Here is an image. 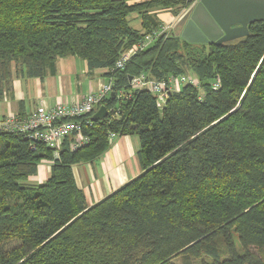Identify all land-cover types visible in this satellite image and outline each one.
Masks as SVG:
<instances>
[{"label":"trees","instance_id":"1","mask_svg":"<svg viewBox=\"0 0 264 264\" xmlns=\"http://www.w3.org/2000/svg\"><path fill=\"white\" fill-rule=\"evenodd\" d=\"M196 3L0 0V101L15 78H44L70 55L114 82L75 118L89 138L76 150L68 138L56 156L28 132L0 128V264H264V21L232 41L197 43L157 15ZM192 72L200 86L183 84L162 106L129 79ZM102 105L108 115L92 119ZM113 133L139 137L142 172L89 204L73 166L102 155ZM44 161L49 177L31 182Z\"/></svg>","mask_w":264,"mask_h":264},{"label":"crops","instance_id":"2","mask_svg":"<svg viewBox=\"0 0 264 264\" xmlns=\"http://www.w3.org/2000/svg\"><path fill=\"white\" fill-rule=\"evenodd\" d=\"M191 11L187 8L177 16L170 10H161L157 15L163 24L174 29L178 27L181 31ZM129 20L134 28L142 29L139 13L130 14ZM105 71L103 68L89 70L86 61L75 55L59 58L55 73L49 72L44 78L14 79L13 90L0 101V118L11 113L23 117L41 107L52 108L58 103L79 102L86 93L97 91L110 79L104 75ZM139 148L137 135H118L112 138L109 149L94 161L73 166L77 184L85 191L89 204L100 201L142 172ZM50 171V165L42 162L32 181H45Z\"/></svg>","mask_w":264,"mask_h":264},{"label":"built area","instance_id":"3","mask_svg":"<svg viewBox=\"0 0 264 264\" xmlns=\"http://www.w3.org/2000/svg\"><path fill=\"white\" fill-rule=\"evenodd\" d=\"M139 45L133 46L128 53H124L118 59L116 66L124 68L132 54L139 48ZM185 83H192L195 86H200L201 84L200 78L192 73L174 75L162 80L154 79L146 73H141L140 75L133 76L130 80L133 90L147 89L157 95L159 106H162L166 102L170 91H180L182 85ZM212 85L215 89L220 88L221 79L217 77ZM113 88V80L108 79L97 91L86 93L79 102L72 104L60 103L52 108L41 107L37 111L23 117L14 113L8 114L0 118V128L28 132L29 137L44 141L52 147L56 156L59 155L61 146L68 138L72 139L71 149L76 150L87 144L89 138L83 132L82 122L75 118L90 113L104 97L109 96L113 92ZM128 93L123 92L121 96L126 97L130 95ZM114 136V133L111 134V139Z\"/></svg>","mask_w":264,"mask_h":264},{"label":"water","instance_id":"4","mask_svg":"<svg viewBox=\"0 0 264 264\" xmlns=\"http://www.w3.org/2000/svg\"><path fill=\"white\" fill-rule=\"evenodd\" d=\"M257 21H264V0H199L181 35L190 42L221 44L248 35L249 25ZM108 113L102 105L92 119Z\"/></svg>","mask_w":264,"mask_h":264},{"label":"rangeland","instance_id":"5","mask_svg":"<svg viewBox=\"0 0 264 264\" xmlns=\"http://www.w3.org/2000/svg\"><path fill=\"white\" fill-rule=\"evenodd\" d=\"M198 1H199V0H198ZM198 1H197V2H198ZM194 6H195V5H193V6L190 8V10H192V9L194 8ZM191 12H192V11H191ZM135 13H137V12H135ZM189 15H191V14H189ZM189 15H188V17H189ZM130 49H131V48H130ZM130 49H129V50H130ZM129 50H127V53L129 52ZM192 74H196V73L192 72ZM58 104H60V103H58ZM46 163H47V162H46ZM50 164H51V162H50V163H47V165H50ZM50 166H51V165H50ZM31 182H32V179H31ZM39 182H42V181H39ZM235 237H236L237 247H238L240 250H242V249H241V246H240V242H239V238H238L237 233H236ZM176 261H177L178 263H182V262H181V258H179V257L176 259ZM195 264H198V263L195 262Z\"/></svg>","mask_w":264,"mask_h":264}]
</instances>
